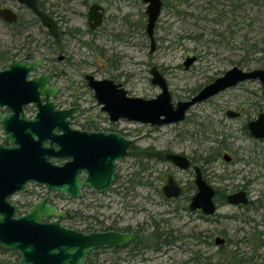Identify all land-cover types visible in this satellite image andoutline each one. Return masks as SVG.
<instances>
[{
  "label": "rangeland",
  "instance_id": "rangeland-1",
  "mask_svg": "<svg viewBox=\"0 0 264 264\" xmlns=\"http://www.w3.org/2000/svg\"><path fill=\"white\" fill-rule=\"evenodd\" d=\"M94 1L107 3L108 16L115 12L116 4L128 14L125 31L110 27L100 34H87V7ZM162 2L154 32L155 50L150 53L149 39L140 31L141 24L146 23L141 0H131L130 4L120 1L112 7L106 0H43L59 31L64 32L61 43L77 67L60 79V87L65 89L74 84L85 92L80 103L86 114L81 120L88 118L100 128L124 135L132 141V152L151 148L164 155L170 151L193 158L199 166L202 158L214 153L216 140L224 141L226 150L212 166L206 167V177L214 188L226 194L245 186L252 205L245 210L224 203L209 222L201 221L185 210L184 204L167 203L159 193L163 183L158 177L162 171H171L180 183L192 181V171L178 170L164 161L142 159L140 162L128 156L117 165V185L97 196L90 206H81L83 215L103 221V228L143 227L148 233L150 225L156 222L161 230L170 233L171 244L161 247L159 252L147 249L133 258H126L125 251L119 252L126 258L122 264H264V234L260 235L264 232V141L252 138L246 128L248 122L264 113L261 96L264 86L257 81L240 83L191 107L182 122L150 128L126 121L111 125L85 85L84 75L115 79L128 96L151 99L160 93L157 86L150 84L149 70L157 67L175 104L189 100L234 66L243 70L264 68V0ZM8 6L15 4L0 0V9ZM21 15L25 20L30 19L24 10ZM75 29L83 34L74 33ZM29 30L31 36L14 37L0 27V52L12 51L16 45L31 41L32 46H40L35 56L45 54L42 46L47 40L46 30L40 23L33 24ZM188 57H195L196 61L185 71L183 63ZM70 94L64 91L56 97V104L66 107ZM227 111L240 115L230 119ZM224 154L231 158L229 163L224 162ZM135 172L143 178L144 185H137V177L132 174ZM129 179L133 180L132 184L128 183ZM119 186L127 189L117 194ZM43 197L44 190L38 188L25 196L14 195L11 202L18 201L19 207H25L28 202L31 206ZM54 200L58 210L74 213L72 219L62 222L63 226L76 231L86 227L79 220V199ZM23 212L24 208H18L19 215ZM216 238L225 239V244L216 246ZM260 238L262 242H258ZM112 257L107 249L100 254L102 260Z\"/></svg>",
  "mask_w": 264,
  "mask_h": 264
},
{
  "label": "water",
  "instance_id": "water-1",
  "mask_svg": "<svg viewBox=\"0 0 264 264\" xmlns=\"http://www.w3.org/2000/svg\"><path fill=\"white\" fill-rule=\"evenodd\" d=\"M10 1L25 6L51 37L57 36L55 21L38 8L37 0ZM142 1L147 5L146 35L152 53L155 47L153 30L162 2ZM97 9L94 4L88 9L91 29L99 25ZM0 18L7 23L17 20L16 14L7 8L0 9ZM26 59L12 61L0 71V108L6 106L12 111L6 115L0 113L3 134L0 145V246L15 252L18 264H84L90 253L121 249L135 240L134 235L114 231L86 233L67 228L62 222L70 219V213L50 204V195L56 193L68 199H79L83 188L97 193L109 190L115 180L117 165L128 157L132 141L117 132L74 129L71 120L77 116L79 108L57 109L52 99L57 95V88L52 85L53 75L42 73L27 81V75L37 71L42 62L25 63ZM195 61V57L186 58L184 70H189ZM149 74L150 84L160 90L151 99L130 97L120 84L109 79L97 80L93 75H85L84 79L110 123L126 121L150 128L180 123L191 107L240 83L257 81L264 86V68L243 70L234 66L189 100L173 104L167 83L157 67H152ZM261 96L264 100V91ZM29 104L36 113L33 118L26 119L23 107ZM226 115L230 119L238 116L232 111ZM246 128L252 138L264 141V113L248 122ZM53 159L64 162L54 164ZM164 159L179 170L190 168L185 155L166 153ZM223 160L228 163L229 155L224 154ZM193 171L197 192L188 209L200 211L206 217L213 216L217 211L216 190L203 179L199 167L194 166ZM159 179L164 182L159 192L166 201H175L186 192V187L180 186L169 171H162ZM27 186L42 187L44 197L25 214L19 215L18 206L11 202V198L23 193ZM225 202L232 206H246L249 200L244 191H239L227 195ZM214 244L221 246L224 240L216 238Z\"/></svg>",
  "mask_w": 264,
  "mask_h": 264
},
{
  "label": "flooded vegetation",
  "instance_id": "flooded-vegetation-1",
  "mask_svg": "<svg viewBox=\"0 0 264 264\" xmlns=\"http://www.w3.org/2000/svg\"><path fill=\"white\" fill-rule=\"evenodd\" d=\"M7 1L11 2L12 4L14 3L15 7L8 6V7H3V8H7V9L12 10L16 14L17 20H16L15 23H7L6 21H4L3 19L0 18V27L3 30H5L8 34H10L11 36H14V37H23V36H28V35L31 36V34H30L31 32H30L29 29L33 26V24L37 23V21H38V23H40L39 20L25 6L20 5V4L16 3V2H13V1H10V0H7ZM106 1H108V4H110V6L112 7L113 5L116 4V2L119 3L120 1L123 2L124 4H128V3L130 4L131 0H106ZM141 2L143 3L142 0H141ZM161 2H162V0H161ZM37 3H38V8L39 9H40V7H39L40 4H42L43 7H44L43 0H37ZM93 4L96 5L97 8H98L97 11H96V15L99 17V25H97L94 29H91L90 28V23L88 22V15L87 14H88L89 7L91 5H93ZM144 5H145V10H144L143 17L146 18V23L145 24L144 23L141 24L140 31L142 32V34L146 35V25H147L146 7H147V5L146 4H144ZM162 6H163V2H162ZM3 8H1V9H3ZM21 10H24V11L28 12V14L30 16L29 20H25L22 17ZM161 10H162V7H161ZM41 11L53 18L52 13L47 12L46 9H45V11H43V10H41ZM114 11L115 12L112 15L108 16V14H107L108 13V6H107L106 2L94 1L91 4H89L88 7H87V12H86V26H87L86 33L87 34H92V35L93 34H100L101 32L105 31L107 28H110V27H111L110 29H113V30H117V29H122L123 28V30H121V31H125V29L127 28V24H128V18H129L128 14L123 13L122 9L119 8V6L117 4L114 7ZM53 20L55 21V23H56V25L58 27V33H57L56 37H51L46 31L47 40L44 43V46H42V48H44L46 50L45 54L43 53L40 56H35L34 53L37 51V49H39L40 46H32L33 44H32L31 41L27 42V43L22 42L21 44L16 45V47L12 51L10 50V51H1L0 52V71L5 70L12 61H18L20 59H26L27 58L25 60V63H29V62H32L34 60H40L42 62L41 65L37 68V71L31 72V73H29L27 75V81L33 79L36 76H39L42 73H48V74L53 75L52 85L57 88V95L55 97H53L52 99L55 102L56 108L57 109H68V108H73V107H78L79 108L77 116L74 119L71 120L72 127L74 129L84 130V131L115 132V131H109V129L100 128L97 125H96L97 130L81 129V127L86 128L88 124L93 122V121L91 122V120H89L88 118H86L84 120H81L85 116L86 110L81 107V103L80 102L83 99H85L86 93L79 91V89L76 86H74V84L71 85L70 87L67 86V88H65V89H62L60 87V79H62V78H64L66 76V73H67L68 70H71V71L74 72V68H77V67H75V65L73 63V58L70 56V54L68 53V51L65 48V46L61 43V39H62V37L64 35V32L59 31V26H58L56 20L54 18H53ZM157 20H156L155 25H154L153 36H154L155 29H156ZM93 23H94V21L92 20L91 24H93ZM74 31H75L74 33H79V35L83 34V33L79 32V30H77V29H75ZM154 41H155V39H154ZM154 50H155V47H154ZM57 54H58V56H56ZM84 76H83V79H84ZM105 79H108V78H105ZM97 80H104V79H97ZM109 80H112L114 83L120 84L122 86V84L118 83L115 79H109ZM84 82H85V85H86L85 79H84ZM86 87H87V85H86ZM88 90H90V89L88 88ZM64 91H68V92L71 93L70 96H69L70 97V103L66 107L65 106L61 107L58 104H56L55 100H56V97L61 96L62 94H64ZM92 97H93V93H92ZM11 112L12 111L9 108H7L6 106H3V107L0 108L1 115H6V114H9ZM232 112H235V111H232ZM23 113H24L26 119H31L35 115L36 109L33 107L32 104L25 105L23 107ZM235 113L238 114V116L236 117V118H238L240 114L238 112H235ZM80 121H82V122H80ZM93 124H95V123L93 122ZM110 124L112 125V124H116V123H110ZM0 133L2 135V141H3V134H2L1 129H0ZM117 133H119V132H117ZM166 153H173V152L169 151V152H166ZM166 153H164L163 158H164ZM187 158L190 161V168L188 170H186V171H192L193 172V180L188 182V183H180L174 177L179 182L180 186H185L186 187V192L181 197H179L177 200H175V201H166L165 199H163V200L165 202H167V203L184 204L183 208L185 210H187L190 213L198 216V218L201 221L209 222L211 220L212 216L206 217V216H203L200 213V211H190L188 209V206H189V203H190L192 197L197 192L196 186L194 184L195 173L193 171V167L194 166L199 167L203 179L208 184H210L208 179H207V177H206L205 171H206V167L212 166V165L210 163L206 164V165H203V163H202V165L200 164L198 166V165H196L195 160L193 158H189V157H187ZM163 161L165 163L169 164V165H172L170 162L166 161L165 159ZM230 161H231V158H230ZM52 162L54 164L60 165V164H62L64 162V160L53 159ZM174 168H176V167H174ZM176 169H178V168H176ZM165 171H167V170H165ZM169 172H171V171H169ZM162 183H163L162 184V186H163L164 182L162 181ZM38 188L44 190L42 187L27 186L26 190L23 193L16 194L15 196H18V197L19 196H25L27 194V192H31V190L38 189ZM214 189L216 190V193H217V188L215 187ZM245 190H246V187L244 186L240 190H237V191H235L233 193H236V192H239V191H244L246 193V195H247L248 200H249V194ZM44 193H45V190H44ZM129 193L130 192H128L127 195ZM233 193H227V194L225 193V195H224V203H226L225 202L226 196L229 195V194H233ZM57 195H61V194L52 193L50 195V200H49L50 204H52L54 206L56 205L54 199L58 197ZM100 195H102V194L94 192V191H92V190H90L88 188H83L81 190V197L79 198V220H81V223H83L86 227L83 228V230H79V231L80 232H86V233H89V232L114 231V232H121V233H132L134 235V231L135 230H131L130 228H129L130 229L129 231H122L120 228H116V229H119V230H109V229H107V227H105V228L102 227L103 221H98L95 218L93 219V218H89V216L85 217L83 215V209H81V206H84L83 208L90 206L91 203H93L96 200V197L100 196ZM216 196L217 195L215 194L214 202H215L216 207L218 209V207L220 205L224 204V203H221L220 205H218V203L216 201ZM14 203L17 204V206L19 208V203L20 202L14 201ZM29 203L30 202H28V204ZM250 203H251V201L249 200V203L246 206H234V207L247 210L252 205ZM69 213H70V216H71L70 219H72L74 213L73 212H69ZM70 219H68L67 221H69ZM45 221H47V220H45ZM97 223H99V224H97ZM99 225L103 229L94 231V229H97V228L100 229ZM263 234H264V232L261 233L260 235H263ZM134 238H135V235H134ZM221 239H223V238H221ZM261 239L262 238H260L258 240V242H262ZM223 240H224V244H225L226 241H225V239H223ZM256 247H258V246H256ZM256 249H253V251H256Z\"/></svg>",
  "mask_w": 264,
  "mask_h": 264
},
{
  "label": "trees",
  "instance_id": "trees-1",
  "mask_svg": "<svg viewBox=\"0 0 264 264\" xmlns=\"http://www.w3.org/2000/svg\"><path fill=\"white\" fill-rule=\"evenodd\" d=\"M40 9L45 11V8L43 7L42 4L39 5ZM51 15V14H50ZM38 23V21H37ZM92 122V121H91ZM81 129H87V130H97L96 124L90 123L87 125L86 128L81 127ZM109 131H114L113 129H109ZM216 144H217V148H215L214 153H212L211 155L202 158V162L203 165L206 164H213L220 156L221 152H223L224 150H226V147L224 146V141H218L216 140ZM129 157H134V159H136L137 161L139 160L141 162L142 159H147V160H154V161H163V155L160 152H156L153 151V149L151 148H146V149H141L138 152H132V146L129 149V153H128ZM195 163H197L195 161ZM143 166V164H141ZM139 172V171H138ZM137 172V173H138ZM136 172L132 173L134 175V178L137 177V185H144L145 183L142 182L143 178H139ZM132 175V176H133ZM131 176V175H130ZM119 177L115 174V181L112 184V186L117 185ZM128 183L132 184L133 180L129 179ZM112 189V188H111ZM111 189L105 191V192H101L100 194H106L108 193ZM127 188H123L122 186L117 187V194H120V191H124ZM216 201L218 203V205H220L221 203H224V195H225V191H223L220 188H217V193H216ZM58 199H65L62 195H57ZM252 204V202L250 203ZM30 206V204H26L25 207L20 206L19 208H24V212L25 210H27V208ZM21 214V213H20ZM89 218H95L94 216H89ZM99 224V223H98ZM100 229H94V231L97 230H102L103 228L99 225ZM107 229L109 230H119L116 228H113L112 226H108ZM122 231H129V228H120ZM150 232H146V228L140 227L135 229L134 231V235H135V240L133 242H131L130 244H127L125 247L121 248V249H107L109 250L113 257L112 259H101L100 258V254L104 252V250H97L94 251L92 253H90L84 264H122L123 262H126V258L130 257H136L137 255H140V253L143 250H147V249H152L155 252H159L161 250V247H166L168 245L171 244L170 240V233L165 232L164 230H161L160 225L156 222H153V225L151 224L150 227ZM229 241L227 240V243ZM121 251H125L126 252V258H122L119 255V252ZM11 257H14V259L12 260ZM0 264H18V256L15 252H10V251H6L4 250L1 246H0Z\"/></svg>",
  "mask_w": 264,
  "mask_h": 264
}]
</instances>
